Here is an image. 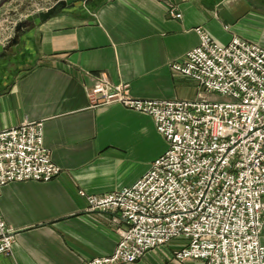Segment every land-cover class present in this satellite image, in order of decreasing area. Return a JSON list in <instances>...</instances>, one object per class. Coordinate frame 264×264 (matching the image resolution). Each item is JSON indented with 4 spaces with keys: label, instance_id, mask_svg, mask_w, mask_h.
Segmentation results:
<instances>
[{
    "label": "crops",
    "instance_id": "0c3cea01",
    "mask_svg": "<svg viewBox=\"0 0 264 264\" xmlns=\"http://www.w3.org/2000/svg\"><path fill=\"white\" fill-rule=\"evenodd\" d=\"M58 2L12 0L0 14V129L42 121L44 144L60 167L50 181L0 188V211L16 232L0 264H82L115 249L123 219L88 210L80 192L132 186L168 143L152 116L118 103L92 105L88 90L100 75L127 83L136 98L194 100L198 83L171 64L199 45L197 28L223 44L239 37L264 48V0H77L33 19ZM25 20L33 25L7 49V26ZM185 242L131 264H202L174 259Z\"/></svg>",
    "mask_w": 264,
    "mask_h": 264
},
{
    "label": "built area",
    "instance_id": "2783aa9c",
    "mask_svg": "<svg viewBox=\"0 0 264 264\" xmlns=\"http://www.w3.org/2000/svg\"><path fill=\"white\" fill-rule=\"evenodd\" d=\"M16 25L7 26L3 41ZM197 31L199 45L171 64L198 83L197 99L136 98L127 83L105 75L88 90L94 106L118 103L152 116L168 148L132 186L80 192L88 210L117 212L124 221L115 249L82 264H131L176 239L186 240L174 255L179 262L264 264V48L239 37L223 44ZM59 173L42 121L0 129V188ZM15 241L0 211V254L10 255Z\"/></svg>",
    "mask_w": 264,
    "mask_h": 264
},
{
    "label": "water",
    "instance_id": "95a60500",
    "mask_svg": "<svg viewBox=\"0 0 264 264\" xmlns=\"http://www.w3.org/2000/svg\"><path fill=\"white\" fill-rule=\"evenodd\" d=\"M11 1L12 0H0V14L3 10V7ZM75 1H77V0H62V1L58 2L57 4H55L53 7L49 8L48 11H46V12L35 13L33 15V19L48 18L51 15H53L54 13H56L60 8L65 7L67 5H71ZM32 25H33V21H31V20H25V21L18 22L16 27H15V35L8 41L6 48L9 49L11 46L17 44L19 41L20 33H22L24 31V29L29 28Z\"/></svg>",
    "mask_w": 264,
    "mask_h": 264
},
{
    "label": "rangeland",
    "instance_id": "374dc122",
    "mask_svg": "<svg viewBox=\"0 0 264 264\" xmlns=\"http://www.w3.org/2000/svg\"><path fill=\"white\" fill-rule=\"evenodd\" d=\"M215 96H212V98H214ZM216 98V97H215Z\"/></svg>",
    "mask_w": 264,
    "mask_h": 264
}]
</instances>
